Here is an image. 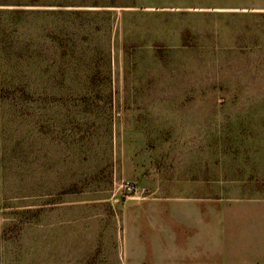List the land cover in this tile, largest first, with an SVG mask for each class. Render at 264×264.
Segmentation results:
<instances>
[{
  "label": "rangeland",
  "instance_id": "rangeland-1",
  "mask_svg": "<svg viewBox=\"0 0 264 264\" xmlns=\"http://www.w3.org/2000/svg\"><path fill=\"white\" fill-rule=\"evenodd\" d=\"M259 7L0 0V264H264Z\"/></svg>",
  "mask_w": 264,
  "mask_h": 264
},
{
  "label": "crops",
  "instance_id": "crops-1",
  "mask_svg": "<svg viewBox=\"0 0 264 264\" xmlns=\"http://www.w3.org/2000/svg\"><path fill=\"white\" fill-rule=\"evenodd\" d=\"M189 10L193 11H222V10H244L243 8L237 7H197V8H189ZM255 10H264L263 7L256 8Z\"/></svg>",
  "mask_w": 264,
  "mask_h": 264
},
{
  "label": "built area",
  "instance_id": "built-area-1",
  "mask_svg": "<svg viewBox=\"0 0 264 264\" xmlns=\"http://www.w3.org/2000/svg\"><path fill=\"white\" fill-rule=\"evenodd\" d=\"M127 186V185H126ZM125 189H127L128 190V187H125Z\"/></svg>",
  "mask_w": 264,
  "mask_h": 264
}]
</instances>
